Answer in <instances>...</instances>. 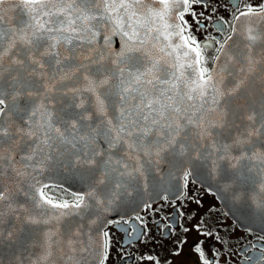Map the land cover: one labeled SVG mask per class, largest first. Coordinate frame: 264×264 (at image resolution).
<instances>
[{
  "label": "snow or ice",
  "instance_id": "snow-or-ice-1",
  "mask_svg": "<svg viewBox=\"0 0 264 264\" xmlns=\"http://www.w3.org/2000/svg\"><path fill=\"white\" fill-rule=\"evenodd\" d=\"M199 2L0 0V151L12 140L13 135L18 136L19 140L27 137V140L32 141L28 145L29 151L20 157L25 163L20 168H16L14 163L10 164L17 176H25L30 167L43 170L49 156L45 155L35 165L31 162L38 153L45 152V147L51 149L58 141L60 145H70L75 150L72 166L82 169L93 179L87 193L73 194L71 204L68 201L54 203L46 195L47 185H32L35 193H38V198L37 195L32 196L34 207L50 206L60 210L53 217L58 220L72 212L87 209L89 201L98 206L111 205L117 198V191L126 189L132 181L143 180L147 189L145 165L156 173H160L162 165H166L170 180L176 179L175 173H179L186 185L193 173L192 162L205 159L214 152L222 151L223 154L218 158L232 161L228 165L230 169L236 170L229 174L232 182L244 177V172L240 170L242 161L257 160L264 165V152L253 151L249 155L242 151L239 156H229L230 146L217 147L214 141L209 146L210 151H201L203 141L212 136L211 130L217 126V122L209 116L218 110L219 99L227 93L221 87L223 78L219 72L207 67L205 50L210 45L200 44L191 35L190 25L184 19L191 5ZM5 5L11 7L6 9ZM16 8L27 14V20L21 21L20 27L13 26L5 30L2 25L7 13ZM245 8V11L237 9L239 14L234 15V20L241 22V18H245L241 34L245 36L247 47L251 50L257 42L264 43V31L258 30L252 23L253 17L264 20V4L257 7L246 5ZM196 23L200 24V21ZM222 30V25L217 26V31ZM232 32H237L235 25L232 26ZM114 36L120 37L123 47L113 54L111 42ZM101 39L103 50L96 47ZM231 39L229 35L216 51L223 52L225 44ZM84 44L91 46L89 55L84 59L99 67L95 73L83 75L81 87L64 91L65 95L72 93L73 103L68 107L81 110L75 118L64 120L52 110V94L59 90L58 85L79 72L80 67L86 66L80 65L65 71L64 62L72 57L64 56L61 59L57 49L65 46L67 51L66 46L83 48ZM146 46L156 50L155 54ZM92 52L99 53L97 59L92 58ZM136 53L139 55L135 57L137 66L133 72L127 65L133 58L132 54ZM6 56L11 57L8 81H5L3 70ZM213 59L219 60L220 57ZM106 60L114 67L106 68ZM247 62V71H253L256 61L251 55ZM244 71L242 68L241 72ZM243 83L240 80L228 92L234 93ZM113 96L119 100L118 117L115 119L109 114ZM209 100L211 106L206 109ZM21 113H27L25 123L29 127L26 130L18 126L13 133L8 121L14 114ZM95 117L99 118V123L93 126L91 122ZM248 119L253 120L254 117L249 116ZM61 124L66 127L62 128ZM253 134L249 133V136ZM101 135L107 141L106 150L97 142ZM247 142L237 140L235 143L243 145ZM77 143H81L82 147L77 148ZM13 147H19V143L13 144ZM114 150L120 154V158L113 154ZM4 159V155L0 154V169L3 168ZM15 159L10 147L7 160L13 162ZM251 170L248 169L249 172ZM3 175L4 172L0 171V177ZM259 188L264 192V167L261 168ZM109 192L111 198H108ZM10 198L8 190L0 187V205ZM163 199L167 200L168 196L164 195ZM27 219L32 223L41 222L30 215ZM108 247V233L102 232L99 264H104ZM197 251H201L200 248ZM204 264H208V261L205 260Z\"/></svg>",
  "mask_w": 264,
  "mask_h": 264
},
{
  "label": "water",
  "instance_id": "water-1",
  "mask_svg": "<svg viewBox=\"0 0 264 264\" xmlns=\"http://www.w3.org/2000/svg\"><path fill=\"white\" fill-rule=\"evenodd\" d=\"M10 7V5H5L6 9ZM154 7H159V5H154ZM23 20H27V14L20 8H16L7 13L2 27L5 30L13 26L20 27V22ZM244 20L245 18H241V22H234L237 32L230 34L232 39L225 44L223 52L218 53L217 56L220 59L214 60L211 68L217 70L223 78L221 87L227 94L219 99L218 110L209 116L211 120L217 122V126L212 128V136L203 141L204 147L201 151L205 153L211 150L209 146L213 141L217 147L230 146L229 156H239L242 151L248 152L249 155L253 151L264 152V127H262L264 125V43L257 42L249 50L248 41L241 34L244 29ZM252 23L258 30L264 31V20L253 17ZM66 47L67 51L65 46L57 49L61 59L64 56L72 57L71 60L64 62L65 71L80 65L86 67H80L79 72L65 80L62 85H58L59 90L52 94V110L64 120L75 118L81 111L68 107L73 103L72 93L68 92L65 95L64 91L81 87L84 83L83 75L95 73L99 67L84 59L89 55L91 46L84 44L83 48H75L74 45ZM96 47L103 50L102 39ZM122 47L123 41L120 37L114 36L111 42L112 53L120 51ZM146 47L155 54L156 50L150 46ZM98 55V52L91 53L93 59H97ZM138 55V53L132 54L133 58L127 65L133 72L136 70L135 57ZM249 55L256 61L251 72L247 71ZM10 59L11 57L6 56L3 62L5 81L10 78ZM104 64L106 68L114 67L107 60ZM242 68L245 69L244 72H241ZM240 80L244 81L241 87L234 93H229L228 90ZM113 82L115 83V80ZM111 99L113 106L109 114L115 119L118 117L119 100L116 96ZM21 103L23 104V101ZM210 106L211 101L209 100L205 108ZM249 116H253L254 119L249 120ZM26 120L27 113L14 114L8 121L11 124L10 131L15 133L18 126L27 130L29 126L25 123ZM91 123L95 126L99 123V118L95 117ZM60 126L66 127L63 124ZM249 133L254 134L249 136ZM192 138H195L194 135ZM237 140L249 142L237 145L235 143ZM17 142L19 147H13V144ZM97 142L100 147L107 149V141L102 135L98 137ZM30 144L32 141L27 140V137L19 140L18 136L13 135L12 140L6 143L0 151V154L5 157L3 168L0 169L4 172L3 177H0V187L6 188L11 194L10 200L0 205V213H2L0 215V264H99L102 232H105L109 222L138 211L147 202L158 200L164 195H180L184 191L185 184L180 179L179 173H175L176 179L170 180L167 175L169 169L166 165H162L160 173L154 172L148 165H145L147 169L146 190L143 180L132 181L126 189L122 188L117 191V198L111 205L98 206L89 201L90 206L87 209L72 212L57 220L53 217L60 210H54L50 206L34 207L35 202L32 196L37 195L38 198V193H35L31 186L54 185L63 187L73 194H85L90 190L93 179L88 177L82 169L72 166L71 159L75 150L71 149L70 145H60L58 141L51 149L45 147V152L38 153L36 159L31 162L35 165L39 160L44 159L45 155L49 156L50 159L45 161L43 170L40 168L33 170L30 167L26 170L27 175L17 176L10 164L14 163L16 168H20L21 164L25 163L20 160V157L29 151L28 145ZM10 147L16 157L13 162L7 160ZM81 147L82 144L77 143V148ZM113 154L120 158L116 150ZM222 154V151L214 152L205 159L193 161V180L215 193L227 214L241 227L264 232V192L259 188L261 168L264 165L257 160L242 161L243 167L238 166V168L244 172V177L232 182L229 174L236 170L228 167L232 161L218 158ZM249 168L252 169L250 172ZM226 184L230 186L225 187ZM108 198H111L110 192ZM53 201L54 203L60 202L54 199ZM68 202L71 204L73 201ZM21 205L24 207L21 208ZM29 215L41 222H30L27 219ZM44 220L50 222L44 223ZM50 236L51 239H49ZM49 252H51L50 256Z\"/></svg>",
  "mask_w": 264,
  "mask_h": 264
},
{
  "label": "flooded vegetation",
  "instance_id": "flooded-vegetation-1",
  "mask_svg": "<svg viewBox=\"0 0 264 264\" xmlns=\"http://www.w3.org/2000/svg\"><path fill=\"white\" fill-rule=\"evenodd\" d=\"M262 4L264 0H200L185 12L191 35L210 45L205 50L209 69L216 49L232 33L237 9ZM220 25L223 30L217 31ZM105 232L109 247L104 264H264V232L241 227L192 176L180 195L148 202L111 221Z\"/></svg>",
  "mask_w": 264,
  "mask_h": 264
},
{
  "label": "trees",
  "instance_id": "trees-1",
  "mask_svg": "<svg viewBox=\"0 0 264 264\" xmlns=\"http://www.w3.org/2000/svg\"><path fill=\"white\" fill-rule=\"evenodd\" d=\"M46 191L52 195L55 199L63 200V199H71L73 198V194L65 190L64 188L58 186H52L46 189Z\"/></svg>",
  "mask_w": 264,
  "mask_h": 264
}]
</instances>
